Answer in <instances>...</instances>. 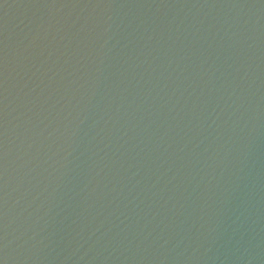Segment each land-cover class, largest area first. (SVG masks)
Wrapping results in <instances>:
<instances>
[{"label": "clouds", "instance_id": "9594fccd", "mask_svg": "<svg viewBox=\"0 0 264 264\" xmlns=\"http://www.w3.org/2000/svg\"><path fill=\"white\" fill-rule=\"evenodd\" d=\"M0 264H264V0H0Z\"/></svg>", "mask_w": 264, "mask_h": 264}]
</instances>
